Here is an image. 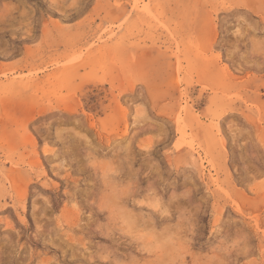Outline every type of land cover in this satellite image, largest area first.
I'll return each mask as SVG.
<instances>
[{
    "label": "rangeland",
    "instance_id": "374dc122",
    "mask_svg": "<svg viewBox=\"0 0 264 264\" xmlns=\"http://www.w3.org/2000/svg\"><path fill=\"white\" fill-rule=\"evenodd\" d=\"M0 264H264V0H0Z\"/></svg>",
    "mask_w": 264,
    "mask_h": 264
},
{
    "label": "bare ground",
    "instance_id": "6f19581e",
    "mask_svg": "<svg viewBox=\"0 0 264 264\" xmlns=\"http://www.w3.org/2000/svg\"><path fill=\"white\" fill-rule=\"evenodd\" d=\"M213 44V43H212ZM203 65H205V64H203ZM204 69H207L208 70V68H204ZM162 78V77H161ZM176 81V80H175ZM72 108V107H71ZM73 109V108H72Z\"/></svg>",
    "mask_w": 264,
    "mask_h": 264
}]
</instances>
